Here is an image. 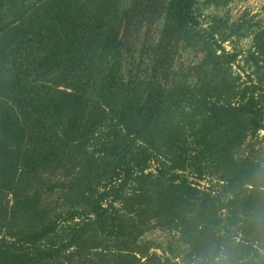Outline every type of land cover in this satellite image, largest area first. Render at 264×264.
Instances as JSON below:
<instances>
[{"label": "rangeland", "instance_id": "1", "mask_svg": "<svg viewBox=\"0 0 264 264\" xmlns=\"http://www.w3.org/2000/svg\"><path fill=\"white\" fill-rule=\"evenodd\" d=\"M166 2L114 0L115 89L60 161L2 194L9 212L27 202L0 238L54 224L32 264H264V0H192L164 77ZM155 82L164 102L147 135Z\"/></svg>", "mask_w": 264, "mask_h": 264}, {"label": "trees", "instance_id": "2", "mask_svg": "<svg viewBox=\"0 0 264 264\" xmlns=\"http://www.w3.org/2000/svg\"><path fill=\"white\" fill-rule=\"evenodd\" d=\"M191 1L167 0L163 8L154 71L163 70L164 77L166 49L194 21ZM140 5L134 2L125 12L128 20ZM114 6V0H0V12L9 16L0 26V228L12 229L27 202L25 197L15 201L9 212L2 194L26 188L40 169L60 161L115 89L122 42L118 27L107 25ZM163 102L161 84H151L140 133L149 134ZM54 228L53 223L26 231L21 227L19 239L1 237L0 264L40 261L47 252L38 249V242Z\"/></svg>", "mask_w": 264, "mask_h": 264}]
</instances>
